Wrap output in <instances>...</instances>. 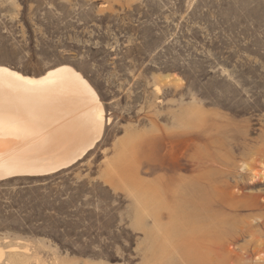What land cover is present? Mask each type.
I'll use <instances>...</instances> for the list:
<instances>
[{
  "label": "rangeland",
  "instance_id": "rangeland-1",
  "mask_svg": "<svg viewBox=\"0 0 264 264\" xmlns=\"http://www.w3.org/2000/svg\"><path fill=\"white\" fill-rule=\"evenodd\" d=\"M0 66L72 67L110 119L0 180V264H264V0H0Z\"/></svg>",
  "mask_w": 264,
  "mask_h": 264
},
{
  "label": "bare ground",
  "instance_id": "bare-ground-1",
  "mask_svg": "<svg viewBox=\"0 0 264 264\" xmlns=\"http://www.w3.org/2000/svg\"><path fill=\"white\" fill-rule=\"evenodd\" d=\"M109 123L96 91L72 67L33 77L0 66V180L70 167L100 141ZM208 203L200 197L190 204L197 220L192 229L203 242L218 228Z\"/></svg>",
  "mask_w": 264,
  "mask_h": 264
}]
</instances>
